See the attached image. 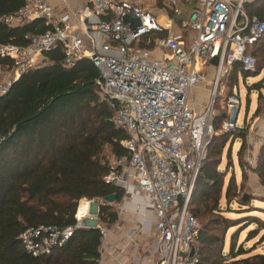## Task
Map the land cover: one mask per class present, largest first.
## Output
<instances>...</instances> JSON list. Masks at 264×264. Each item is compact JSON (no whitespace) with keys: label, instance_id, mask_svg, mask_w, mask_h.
<instances>
[{"label":"built area","instance_id":"1","mask_svg":"<svg viewBox=\"0 0 264 264\" xmlns=\"http://www.w3.org/2000/svg\"><path fill=\"white\" fill-rule=\"evenodd\" d=\"M155 1L83 0L75 8H60L49 0H23L20 8L0 20L13 26L38 18L48 29L31 36L25 46L0 44V57L10 62L0 66V95L20 74L40 65L42 54L56 46L65 67L81 58L90 60L98 73L93 81L97 93L111 108L114 126L127 134L120 144L128 154L111 161L104 182L125 190L132 179L136 192L151 208L152 264H193L199 224L187 205L214 130L211 104L195 113L188 94L205 78L208 68L212 70L211 100L219 78L234 63L241 72L254 69L248 48L264 42V16L247 13L244 4L250 0H195L181 19L179 0H161L168 24L162 26L149 11ZM124 16L138 18L139 26L131 29ZM174 21L181 29L178 33L171 32ZM162 29L164 36L154 38L150 47H140L142 36ZM214 57L215 65L210 63ZM224 106L227 117L221 131L233 130L239 106L235 86ZM81 199L88 210L82 217L75 211L72 226L22 230L18 237L24 249L32 256L48 254L73 229L97 226L100 254L108 228L93 220L98 205L105 201ZM92 209L93 217L87 218ZM87 219L92 224H84ZM96 264H103L100 255Z\"/></svg>","mask_w":264,"mask_h":264},{"label":"trees","instance_id":"2","mask_svg":"<svg viewBox=\"0 0 264 264\" xmlns=\"http://www.w3.org/2000/svg\"><path fill=\"white\" fill-rule=\"evenodd\" d=\"M22 3L0 0V18L15 12ZM244 7L249 15L264 16V0H250ZM47 29L38 18L13 26L0 20V44L25 46L31 36ZM165 33L164 29L152 31L138 44L150 47L154 38ZM248 52L255 61L260 58L264 62L263 41L253 43ZM61 59L58 46L44 52L40 65L20 74L0 95V264H96L100 245L97 226L73 229L60 246L39 256L28 253L18 235L25 228L39 225L72 226L75 211L78 217L77 203L80 216L87 212L81 198L103 200L114 195L113 202L117 203L124 193L104 182L110 162L128 154L120 144L127 134L114 126L111 108L97 93L93 83L97 69L87 58L68 67L61 64ZM8 63L7 58L0 57V66ZM254 69L253 76H258L260 70ZM238 72L243 81L250 76L234 63L226 74L229 89L225 98L236 84ZM263 82L264 74L248 86L257 91L256 104L264 102L259 92ZM258 111L256 106L254 114ZM226 117V112L213 114V130H220ZM246 132L243 119L233 130L212 135L206 145L187 205L193 217L201 220L193 264H264V219L250 213L254 207L263 212L264 207L250 205L247 196L241 195L235 213L245 215L228 217L221 214L218 204L222 188L226 204L236 188L232 178L223 184V170L218 168L221 155L229 160L230 140L238 139V159ZM254 172L264 185V143L260 144ZM96 218L107 228L116 222L117 210L112 202L99 204ZM252 223L255 227L245 233L243 242L238 241L240 231ZM230 227L234 229L226 235ZM260 229L263 232L258 234ZM256 235L246 248L243 243ZM261 244V252L251 253Z\"/></svg>","mask_w":264,"mask_h":264},{"label":"rangeland","instance_id":"3","mask_svg":"<svg viewBox=\"0 0 264 264\" xmlns=\"http://www.w3.org/2000/svg\"><path fill=\"white\" fill-rule=\"evenodd\" d=\"M181 1L179 2L182 8V13H180L179 17L181 19H185L187 16L185 12L191 6V1L184 2L186 1L184 0L183 1L184 3H182ZM175 25L177 24L175 23ZM155 55L159 56V52L155 51ZM255 62L256 65L254 70H260V74L258 76H253L252 74L253 72L250 71L248 72L250 76L246 77L243 81L242 74L238 72L236 76L237 78L236 84L233 85L236 87L239 96L238 118L236 120V125L238 126L241 125L243 119L245 120L247 125V132L243 141V148L239 152L237 159L236 153L238 151L240 142L238 139L234 141L231 139L229 144L230 159L228 160L227 158H225L223 153L221 155L220 163L218 165V168L220 170H223V184L228 178L234 179V182L236 184L235 194L232 196L230 201H227L228 202L227 204L224 201L223 188L221 191V196L218 201L220 208L223 210L221 214L223 216H228V217H234L236 215L237 216L245 215L246 212L235 213L236 212L235 209H238L237 198L241 197V195L247 196L250 205L264 207V185L260 184L259 179L256 173L254 172V168L256 166V157L258 155L260 144L264 143V102L260 100L256 104L257 91L254 89L249 90L248 87L251 83L263 77L264 62L260 58H256ZM211 78H212L211 68H209L207 69V74L205 78L202 81H200L195 87H193L190 93L188 94V103L190 104V106L192 107L195 113L201 112L209 104H211L212 114H220V113L224 114L226 112V108L224 106L225 94L229 89V86L226 83L227 81L225 80L226 75L219 78L216 88H222V91L216 90L217 93H215L214 98L212 100L210 99ZM262 85L260 87L259 92L264 97V82L262 83ZM256 106H258L259 111L254 114V109ZM219 128L220 130L217 131L214 130L213 135H216L219 133V131H221V127ZM241 173L244 174L243 178H241ZM130 190H134L133 186L132 187L128 186L126 188V191H130ZM83 201L84 200H81V202ZM112 204L116 208V203L112 202ZM253 209L254 211H250V213L258 216L261 219H264V211L262 212L260 210H256L257 208L255 207ZM87 210L88 208L85 211ZM77 213H78V217H82L79 215V205L77 207ZM93 214H94V209H92V212H90L87 218L93 217L92 216ZM93 222L97 223L98 225H101L97 221V218L96 220H93ZM83 223L92 224L90 223L89 219L83 221ZM197 223L200 226L201 220L197 219ZM254 227L255 224L253 223L249 224L247 227H244V229L240 231L237 240L243 242L244 240L243 238H245L244 237L245 233H247L248 230L253 229ZM233 229H234L233 227L227 229L226 235L229 232H231ZM262 232L263 229H260L258 231V234ZM257 237L258 236L256 235V237L251 238L246 242H244L243 243L244 246L246 248L251 246ZM262 250L263 247L261 244L259 246H256V248L252 250L251 253L261 252Z\"/></svg>","mask_w":264,"mask_h":264},{"label":"crops","instance_id":"4","mask_svg":"<svg viewBox=\"0 0 264 264\" xmlns=\"http://www.w3.org/2000/svg\"><path fill=\"white\" fill-rule=\"evenodd\" d=\"M49 1L60 8H75L83 3V0ZM183 1L181 2L191 1V6H193L195 0ZM178 4L182 13L180 2ZM161 6V0H157L151 8L149 7V11L158 23L167 26V19L163 16ZM180 31L177 21H174L171 25V32ZM128 186H133L134 190H124L123 196L116 203L117 220L108 228L107 235L102 242L99 255L103 264H152L154 262L155 239L151 231L153 223L151 208L146 204L145 198L136 192L132 179L128 181Z\"/></svg>","mask_w":264,"mask_h":264},{"label":"water","instance_id":"5","mask_svg":"<svg viewBox=\"0 0 264 264\" xmlns=\"http://www.w3.org/2000/svg\"><path fill=\"white\" fill-rule=\"evenodd\" d=\"M123 20L129 23V27L133 30H135L139 26V20L136 17H130V16H124ZM210 63L215 65L216 64V58L210 59ZM103 200L106 203H111L114 200V195H108L103 198Z\"/></svg>","mask_w":264,"mask_h":264}]
</instances>
